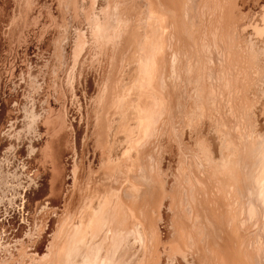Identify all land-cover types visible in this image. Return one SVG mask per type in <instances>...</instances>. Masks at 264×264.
<instances>
[{
  "label": "bare ground",
  "instance_id": "obj_1",
  "mask_svg": "<svg viewBox=\"0 0 264 264\" xmlns=\"http://www.w3.org/2000/svg\"><path fill=\"white\" fill-rule=\"evenodd\" d=\"M11 245L33 264H264V0H0Z\"/></svg>",
  "mask_w": 264,
  "mask_h": 264
},
{
  "label": "rangeland",
  "instance_id": "obj_2",
  "mask_svg": "<svg viewBox=\"0 0 264 264\" xmlns=\"http://www.w3.org/2000/svg\"><path fill=\"white\" fill-rule=\"evenodd\" d=\"M187 129L190 127V124H187V126H185ZM209 128V127H208ZM210 128H212V127H210ZM212 131V130H211ZM176 156H178V157H180L181 155L179 154L178 155V153H176ZM167 157L168 158H165V160H167V163H169V161H170V158H171V155L170 154H167ZM178 157L176 158V161H175V169H178V165H179V163H178ZM170 164V163H169ZM170 171V170H169ZM168 171V172H169ZM170 173V172H169ZM173 174L171 173V174H169L168 176L169 177H173L172 176ZM38 229L37 230H33L32 232V235L30 234V235H28V237L29 238H32V240L28 243L30 246H33V244H35L36 242V240H37V238H38V236H39V232L40 231H38ZM36 232V233H35ZM37 234V235H36ZM35 235V236H34ZM31 236V237H30ZM35 237H36V239H35ZM13 245V244H12ZM12 245L9 247L10 249L9 250H7L6 249V247H4V246H2L1 248H0V264H10L11 262L12 263H14V264H33V263H35V262H33V261H31L27 256H25V257H23L22 256V254H19V255H17V256H15V259L14 260H12V259H10V258H4L3 256H5L6 254L8 255V256H11V250L13 249L12 248ZM31 248H33V247H29V249H31ZM7 250V251H6ZM5 254V255H4ZM2 256V257H1ZM2 258V259H1ZM23 259V260H22ZM28 259V260H27ZM1 260H3V261H1ZM21 260V261H20ZM27 260V261H26ZM8 261V262H7ZM17 262V263H16ZM19 262V263H18ZM33 262V263H32ZM11 263V264H12Z\"/></svg>",
  "mask_w": 264,
  "mask_h": 264
}]
</instances>
